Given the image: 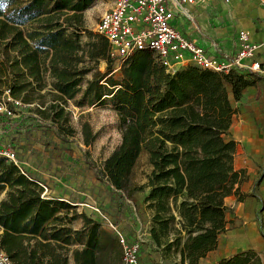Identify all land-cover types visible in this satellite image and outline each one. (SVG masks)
Instances as JSON below:
<instances>
[{
    "label": "trees",
    "instance_id": "16d2710c",
    "mask_svg": "<svg viewBox=\"0 0 264 264\" xmlns=\"http://www.w3.org/2000/svg\"><path fill=\"white\" fill-rule=\"evenodd\" d=\"M94 2L0 0V96L9 88L25 105L46 106L41 113L61 136L76 132L66 107L86 76L102 61L115 63L107 41L87 29L85 12ZM83 32L88 37L84 44ZM122 75L119 83L110 77L100 85L102 75L96 73L84 92L91 102L103 103L111 96L119 114L121 144L100 174L116 190L148 192L152 240L161 246L173 233L165 248L179 251L176 264H205L202 260L229 230L232 209L226 199H244L245 176L235 167L238 143L229 137L233 103L262 77L241 69L221 75L190 69L172 75L149 52L131 57ZM82 134L86 146L97 138L89 123L82 124ZM143 151L152 171L146 185L131 187ZM3 193L0 248L14 264H69L70 254L75 264H104L110 257L107 249L119 246L116 237L87 214L77 213L76 206L42 197L39 183L6 159H0V197ZM78 219L82 227L74 229L71 224ZM75 245L83 247L72 249ZM217 264L262 262L248 251Z\"/></svg>",
    "mask_w": 264,
    "mask_h": 264
},
{
    "label": "rangeland",
    "instance_id": "374dc122",
    "mask_svg": "<svg viewBox=\"0 0 264 264\" xmlns=\"http://www.w3.org/2000/svg\"><path fill=\"white\" fill-rule=\"evenodd\" d=\"M243 3L252 5L264 14L262 0H243ZM110 6L111 0H95L85 12L88 31L95 33L94 29L99 18ZM253 20L256 24L264 23V15L254 17ZM81 41L83 44L88 41L84 32ZM109 66L111 69L108 68ZM96 73L102 75L100 85H107L106 80L110 77L118 83L123 79L122 68H119L116 63L107 61H102L97 69L86 76L80 86V92L74 100L68 102L66 107L71 114L70 124L76 131L73 135L61 136L53 121L41 113L46 110V106L41 107L39 102L22 107L19 118L4 122L2 133L4 131L8 141L16 144L19 165L28 178L39 183L43 188L42 197L51 199L50 196L52 197L54 191L60 189L63 192L70 183L83 190L86 186L89 196L82 201V207L76 206L77 213H85L84 209L87 210L91 217L98 218L96 221L101 222L114 238L116 237L114 231L103 221V216H106L108 222L117 226L130 241L141 242V262L144 264L179 263V251L176 248L167 251L165 248L167 241L175 237L173 233L169 238L162 239L161 246L152 240L150 231L153 225V211L145 204L148 192L143 191L130 195L126 191L116 190L100 174L104 161L121 144L122 135L119 128L118 110L110 101L111 96H105L103 103L95 100L91 102L89 97H84V92ZM116 88L119 89L121 86ZM256 94L257 92L250 93L245 104L240 105L239 108L235 102L233 103L238 112L234 120L235 129L233 131L241 140L235 157V166L244 173L246 179L244 180V191L247 190L248 194L253 193L260 196L257 187L264 173V94L260 96L259 103L255 102ZM52 98L48 96L46 100L51 101ZM48 114H50L49 111H47ZM239 118L242 121H239ZM83 123H89L97 135L91 146H86L84 143ZM151 171L149 156L146 151H143L135 167L131 187L146 185ZM4 196L5 193L0 198ZM92 208H99L102 215H93L95 211ZM69 216H73V211ZM261 217L263 218V215ZM71 227L80 229L82 220L78 219L71 224ZM2 231L0 229V234ZM74 247L82 248L83 246L75 245ZM251 252L264 264V251L251 250ZM107 253L110 257L105 259L104 264H121V249L117 243L114 247L108 248Z\"/></svg>",
    "mask_w": 264,
    "mask_h": 264
},
{
    "label": "built area",
    "instance_id": "2783aa9c",
    "mask_svg": "<svg viewBox=\"0 0 264 264\" xmlns=\"http://www.w3.org/2000/svg\"><path fill=\"white\" fill-rule=\"evenodd\" d=\"M220 1L228 4L234 0ZM196 2L197 0H111V6L99 18L94 32L107 41L109 57L119 68L134 55L149 52L172 75L190 69L219 75L241 69L264 75V67L256 60L261 45L252 40L249 32L241 30L237 33V55L233 59H224L212 56L179 30L176 20L179 15H184L180 9ZM185 18L190 25L194 24L191 15L186 14ZM24 106L26 105L22 100L15 98L9 88L0 96V159H6L21 171L17 146L8 141L4 131L2 133V125L19 118ZM92 209L95 211L93 215H102L99 208ZM103 221L116 235L122 254L121 264H142L141 242L130 241L117 226L108 222L106 216H103ZM0 264H14L1 248Z\"/></svg>",
    "mask_w": 264,
    "mask_h": 264
},
{
    "label": "crops",
    "instance_id": "0c3cea01",
    "mask_svg": "<svg viewBox=\"0 0 264 264\" xmlns=\"http://www.w3.org/2000/svg\"><path fill=\"white\" fill-rule=\"evenodd\" d=\"M180 10L184 15H179L176 20L179 30L191 41L213 54L212 56H219L224 59L235 58L238 52L237 33L241 30L249 32L252 40L261 45L256 60L264 67V23L256 24L253 20L254 17L264 15L260 10H256L248 3H243V0H234L228 4L220 0H197L195 4L184 5L183 9ZM186 14L191 15L193 25H190L186 20ZM243 73L246 75V72L243 71ZM260 76L262 79L257 80L253 86L247 88L242 100L235 102L238 108L240 105L245 104L247 96L254 92H257L255 102L259 103L260 96L264 94V75ZM250 79L254 80L252 77ZM237 115L238 112H236L234 120ZM233 129H235L234 122L229 137L238 143L239 150L241 140ZM22 171L24 172L23 169ZM262 176V180L257 187L260 196L253 193L248 194L247 190L244 191L245 182H243L241 194L244 199L239 200L238 196L235 195L226 199V205L232 209L228 216L230 220L229 230L221 235L218 247L202 260L203 263L217 264L222 260L231 259L251 250L264 251V214H261L264 213V173ZM78 182L81 184L80 181ZM72 184L66 186L63 192L60 189L54 191L52 197L82 207V201L86 200L89 192L86 190V186L83 190ZM52 197L50 196V198ZM84 212L91 217L87 210L84 209ZM261 215H263V218ZM262 219L263 222L261 223ZM99 223L101 224V222ZM101 225L103 226V224ZM103 228L108 231L105 226ZM71 248L76 247L72 246ZM69 264H75L71 254Z\"/></svg>",
    "mask_w": 264,
    "mask_h": 264
}]
</instances>
